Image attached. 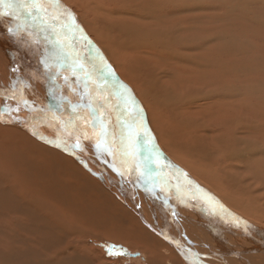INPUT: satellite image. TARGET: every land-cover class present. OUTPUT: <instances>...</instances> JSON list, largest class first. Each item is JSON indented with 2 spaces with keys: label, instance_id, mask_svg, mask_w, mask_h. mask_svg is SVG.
I'll return each mask as SVG.
<instances>
[{
  "label": "bare ground",
  "instance_id": "obj_1",
  "mask_svg": "<svg viewBox=\"0 0 264 264\" xmlns=\"http://www.w3.org/2000/svg\"><path fill=\"white\" fill-rule=\"evenodd\" d=\"M64 1L0 2V189L26 200L22 247L71 260L127 225L114 242L151 264H264V128L226 35L199 36L206 0Z\"/></svg>",
  "mask_w": 264,
  "mask_h": 264
},
{
  "label": "rangeland",
  "instance_id": "obj_2",
  "mask_svg": "<svg viewBox=\"0 0 264 264\" xmlns=\"http://www.w3.org/2000/svg\"><path fill=\"white\" fill-rule=\"evenodd\" d=\"M62 1L65 3L64 0ZM205 2L208 7H202L201 11L205 14H209V22L199 25V36L201 37L204 34V30L207 28L204 25H208L210 29L214 31L210 38V42L213 45L212 49H215L218 44L217 41L213 42V40L220 34L226 35L230 47V49L227 48L226 55L230 80H232L233 77L239 79L238 81L244 89V102L258 108L260 113L259 121L264 128V0H206ZM68 6L71 7L69 4ZM73 10L75 11V9ZM199 13L200 11L198 14ZM208 47H211V45L201 46L198 51L199 55L204 57L206 55L205 50ZM215 54L217 55V53ZM262 82L263 85H261ZM2 115L4 114L0 113V119ZM23 129L28 132L34 131L33 127H24ZM258 137L260 138V140L258 139L260 145H264V129L261 130ZM260 155L263 161L264 153L262 152ZM248 157L250 159V156H246L247 159ZM259 164H261V161ZM236 174H239V171H236ZM250 183L253 182L250 181ZM254 185L260 186V184L255 182ZM262 187L264 186L262 185ZM262 187L258 190L257 194L264 196V188ZM1 194L0 189V264H139L140 260V264H151L147 261L142 251L132 249L128 245L122 243H115L117 241L114 242L113 237H117L123 233L124 230L127 229V225H123V227L115 226V228L111 229V232H109L110 237L105 238L103 241L98 240L99 242H93L83 238V241L87 242L86 244L92 245V248L81 246L87 247L88 249L86 251L77 252L81 254V256L77 254L80 256L78 258L69 260L70 257L67 256L74 251L71 250L69 254L61 253L57 261L50 262L47 254H52L51 251H39L28 245L24 246V248L22 247L20 236L23 230H20V223L15 219L19 211H11L10 206L14 204L17 208L19 207V203L22 205L21 202L26 200H2ZM85 204H88V202ZM27 207H29V205L24 203V207L20 208L24 211L22 214H25V212L28 214L30 213ZM76 207L79 206L76 205ZM76 210L78 214H84V211L80 213L77 208ZM31 214H33L32 211ZM34 222L35 220L32 221L33 225ZM84 228L86 231L85 226ZM102 232L106 233V231ZM98 234L100 233L98 232ZM84 244L85 243H83V245ZM124 249H127L131 253H141V258L125 256ZM154 264L160 263L154 262ZM166 264L174 263L168 262Z\"/></svg>",
  "mask_w": 264,
  "mask_h": 264
},
{
  "label": "water",
  "instance_id": "obj_3",
  "mask_svg": "<svg viewBox=\"0 0 264 264\" xmlns=\"http://www.w3.org/2000/svg\"><path fill=\"white\" fill-rule=\"evenodd\" d=\"M123 251H124L125 256H128V257H136L138 255V254H135V255L131 254L127 249H124Z\"/></svg>",
  "mask_w": 264,
  "mask_h": 264
},
{
  "label": "snow or ice",
  "instance_id": "obj_4",
  "mask_svg": "<svg viewBox=\"0 0 264 264\" xmlns=\"http://www.w3.org/2000/svg\"><path fill=\"white\" fill-rule=\"evenodd\" d=\"M0 2H2V0H0Z\"/></svg>",
  "mask_w": 264,
  "mask_h": 264
}]
</instances>
